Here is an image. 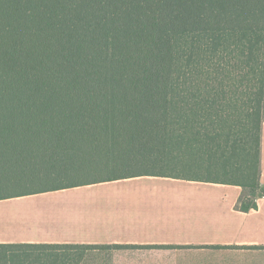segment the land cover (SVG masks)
Returning a JSON list of instances; mask_svg holds the SVG:
<instances>
[{
  "label": "trees",
  "instance_id": "trees-1",
  "mask_svg": "<svg viewBox=\"0 0 264 264\" xmlns=\"http://www.w3.org/2000/svg\"><path fill=\"white\" fill-rule=\"evenodd\" d=\"M264 0H0V200L140 176L257 208ZM123 245L0 243V264Z\"/></svg>",
  "mask_w": 264,
  "mask_h": 264
},
{
  "label": "crops",
  "instance_id": "crops-1",
  "mask_svg": "<svg viewBox=\"0 0 264 264\" xmlns=\"http://www.w3.org/2000/svg\"><path fill=\"white\" fill-rule=\"evenodd\" d=\"M260 141L264 186V122ZM140 177L0 200V243L123 245L105 264H264V197L243 212L238 185Z\"/></svg>",
  "mask_w": 264,
  "mask_h": 264
},
{
  "label": "rangeland",
  "instance_id": "rangeland-1",
  "mask_svg": "<svg viewBox=\"0 0 264 264\" xmlns=\"http://www.w3.org/2000/svg\"><path fill=\"white\" fill-rule=\"evenodd\" d=\"M146 178H132V179H120V181H135V180H144ZM99 183L96 184H92V185H85V187H81V190H79L78 192H69L68 194H65L63 192V190L61 191H56V192H49L48 195H42V194H37V195H28L27 197L31 196V197H35V198H42L44 196L46 197H52V198H59V197H72V196H90L92 194H90L87 191H91V190H100V189H105L108 187H100V185H98ZM106 185V184H105ZM76 187H74L75 189ZM78 188V187H77ZM76 188V189H77ZM69 189V188H68ZM29 202V200H24L23 202L19 201L16 202L18 204L20 203H24V202ZM15 203V202H12ZM124 248V247H123ZM121 247L118 248H108V249H90L87 250L84 254V257L82 259V264H105L107 261H111L112 255L116 252H119V249H123Z\"/></svg>",
  "mask_w": 264,
  "mask_h": 264
},
{
  "label": "built area",
  "instance_id": "built-area-1",
  "mask_svg": "<svg viewBox=\"0 0 264 264\" xmlns=\"http://www.w3.org/2000/svg\"><path fill=\"white\" fill-rule=\"evenodd\" d=\"M262 197H264V195Z\"/></svg>",
  "mask_w": 264,
  "mask_h": 264
}]
</instances>
